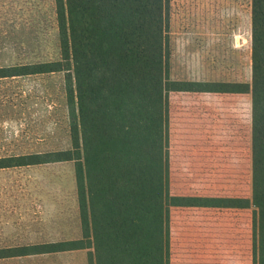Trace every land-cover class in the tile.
<instances>
[{
  "label": "rangeland",
  "instance_id": "obj_1",
  "mask_svg": "<svg viewBox=\"0 0 264 264\" xmlns=\"http://www.w3.org/2000/svg\"><path fill=\"white\" fill-rule=\"evenodd\" d=\"M169 78L250 82L251 0H168ZM59 58L53 0H0V68ZM64 73L0 78V158L71 148ZM249 94L168 95L170 193L249 197ZM253 208H172L169 264H255ZM11 217L18 228L8 226ZM0 249L81 237L73 162L0 169ZM88 251L0 264H88Z\"/></svg>",
  "mask_w": 264,
  "mask_h": 264
},
{
  "label": "trees",
  "instance_id": "obj_2",
  "mask_svg": "<svg viewBox=\"0 0 264 264\" xmlns=\"http://www.w3.org/2000/svg\"><path fill=\"white\" fill-rule=\"evenodd\" d=\"M53 1L58 60L0 68V78L63 72L71 148L0 158V169L73 162L81 237L0 258L89 249L88 264H169L172 208H253V262L264 264V0H251L247 83L170 80L168 0ZM172 92L250 95L249 197L170 193Z\"/></svg>",
  "mask_w": 264,
  "mask_h": 264
},
{
  "label": "crops",
  "instance_id": "obj_3",
  "mask_svg": "<svg viewBox=\"0 0 264 264\" xmlns=\"http://www.w3.org/2000/svg\"><path fill=\"white\" fill-rule=\"evenodd\" d=\"M172 93H188V92H172ZM189 94H205V93H189ZM9 222L10 223L8 224V226H10L11 228H13V227L18 228L19 219L17 217H11ZM0 227H2V219H0ZM0 250H2V249H0Z\"/></svg>",
  "mask_w": 264,
  "mask_h": 264
}]
</instances>
